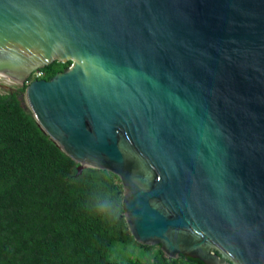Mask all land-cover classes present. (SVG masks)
<instances>
[{"label":"water","instance_id":"1","mask_svg":"<svg viewBox=\"0 0 264 264\" xmlns=\"http://www.w3.org/2000/svg\"><path fill=\"white\" fill-rule=\"evenodd\" d=\"M53 61L25 102L76 175L119 177L138 243L264 264V0H0V78Z\"/></svg>","mask_w":264,"mask_h":264},{"label":"trees","instance_id":"2","mask_svg":"<svg viewBox=\"0 0 264 264\" xmlns=\"http://www.w3.org/2000/svg\"><path fill=\"white\" fill-rule=\"evenodd\" d=\"M69 64L53 61L29 81ZM26 85L0 89V264H204L134 239L119 177L91 167L76 175L78 163L33 117Z\"/></svg>","mask_w":264,"mask_h":264},{"label":"rangeland","instance_id":"3","mask_svg":"<svg viewBox=\"0 0 264 264\" xmlns=\"http://www.w3.org/2000/svg\"><path fill=\"white\" fill-rule=\"evenodd\" d=\"M36 75L37 74V72H33L31 75ZM29 77L27 78V81H26V83H28L29 82ZM0 83H3V84H7V85H9L10 87H14V86H17V85H20L19 83H13V82H9L8 80H6V79H4V78H0ZM0 89H2V90H7V89H4V88H0Z\"/></svg>","mask_w":264,"mask_h":264},{"label":"built area","instance_id":"4","mask_svg":"<svg viewBox=\"0 0 264 264\" xmlns=\"http://www.w3.org/2000/svg\"><path fill=\"white\" fill-rule=\"evenodd\" d=\"M40 74V72H37V74L36 75H39Z\"/></svg>","mask_w":264,"mask_h":264}]
</instances>
